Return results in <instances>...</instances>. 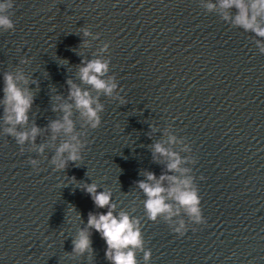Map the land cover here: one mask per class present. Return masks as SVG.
<instances>
[{"label": "water", "instance_id": "1", "mask_svg": "<svg viewBox=\"0 0 264 264\" xmlns=\"http://www.w3.org/2000/svg\"><path fill=\"white\" fill-rule=\"evenodd\" d=\"M9 11L14 27L0 28V264H112L88 226L108 211L84 190L91 184L111 194L114 214L139 218L152 256L145 262L133 249L137 264H264V54L258 37L224 20L234 9L219 0H15ZM94 59L110 61L102 79L115 78L111 95L80 80L82 62ZM5 74L22 75L17 85L34 97L28 122L15 128L37 126L35 148L5 131ZM68 80L103 105L98 128L75 107ZM58 104L73 105V135L85 145L63 171L49 163L69 140H52ZM156 143L196 160L181 167L192 169L206 223H189L182 237L163 217L147 219L137 186L166 172ZM174 219L188 221L183 210ZM81 231L91 241L83 253L73 243Z\"/></svg>", "mask_w": 264, "mask_h": 264}, {"label": "clouds", "instance_id": "2", "mask_svg": "<svg viewBox=\"0 0 264 264\" xmlns=\"http://www.w3.org/2000/svg\"><path fill=\"white\" fill-rule=\"evenodd\" d=\"M14 5L15 0H0V28L14 27L9 15V10L13 9ZM216 6V3L207 4L209 10ZM219 7L225 10H235L234 15H225L224 20L230 21L231 27L258 37L259 39L255 41L256 47L260 54H264V24L260 22L264 19V0H219ZM84 35L89 36L90 31L85 30ZM93 39H98V35L93 36ZM108 47L105 43L101 51L107 52ZM82 63L79 75L83 83L91 85L92 88L98 92L102 91L105 95H111L118 88L115 78L102 79L108 72L109 60L94 59ZM23 79L22 75L13 77L11 74H5L4 76L5 121L12 125L5 131L14 135L18 144L24 145L28 141L35 148L36 137L40 129L34 125L30 130L17 132L15 128L16 125H24L28 122V112L34 102L32 93L20 88L16 83L17 80ZM67 83L69 84V96L74 101L75 107L81 110V115L86 118L92 129L98 128L101 124L99 113L104 110L103 105L94 99L89 91L82 90L71 80ZM55 99L59 100L60 97L56 96ZM72 106V104H58L53 107V111H62L64 114L61 119L53 120L49 124L53 134L52 140L57 139L58 133L69 137V140H65L56 147L55 154L49 161L54 171H63L69 162L78 163L82 159L81 152L85 145L76 135H73L74 122L70 118ZM177 142L175 136L169 137V144ZM44 148L45 145L41 144L36 151L43 153ZM181 151L191 152L192 150L190 145L185 143ZM156 154L165 159L166 172L158 178L154 173L148 172L144 180L137 182L138 188L146 197L143 207L149 221L155 222L159 217H163L171 231L182 237L188 231L189 223L194 225L206 223L201 208L199 189L194 183V177L188 175L192 169L181 167L185 163L194 165L196 160L195 158H182L178 152L164 147L161 143L154 145V155ZM28 163L33 169L38 170L37 160L31 159ZM171 172L179 173V176L167 174ZM200 179L203 180L204 177L201 176ZM165 182H168L167 187ZM84 190L92 196L97 207L108 208L107 212L98 216L90 215L88 218V226L94 228L105 240L106 258L112 264H137L133 249H140L143 251L145 262L150 261L151 249L144 248L139 218L129 216L126 212L114 214L116 206L111 203V194L97 191L96 185H86ZM169 200L173 201L176 206L173 207V204L168 202ZM181 210L187 215V222L184 219H174L181 215ZM73 243L74 250L81 253L91 247V241L83 231L80 233V238Z\"/></svg>", "mask_w": 264, "mask_h": 264}]
</instances>
